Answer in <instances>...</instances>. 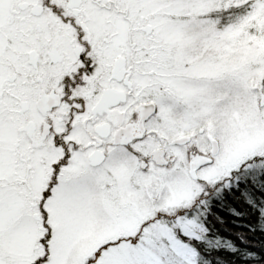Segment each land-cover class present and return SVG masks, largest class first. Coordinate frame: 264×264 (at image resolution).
<instances>
[{
	"label": "snow or ice",
	"instance_id": "obj_1",
	"mask_svg": "<svg viewBox=\"0 0 264 264\" xmlns=\"http://www.w3.org/2000/svg\"><path fill=\"white\" fill-rule=\"evenodd\" d=\"M0 264H264V0H0Z\"/></svg>",
	"mask_w": 264,
	"mask_h": 264
},
{
	"label": "trees",
	"instance_id": "obj_2",
	"mask_svg": "<svg viewBox=\"0 0 264 264\" xmlns=\"http://www.w3.org/2000/svg\"><path fill=\"white\" fill-rule=\"evenodd\" d=\"M230 201L216 202L212 205L211 212L213 218L220 217L212 225L213 234L223 241H232L240 243L238 234L246 233L247 221L233 217L229 211Z\"/></svg>",
	"mask_w": 264,
	"mask_h": 264
}]
</instances>
